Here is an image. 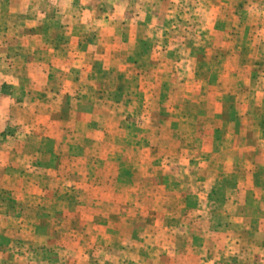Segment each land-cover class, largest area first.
<instances>
[{"label": "rangeland", "instance_id": "rangeland-1", "mask_svg": "<svg viewBox=\"0 0 264 264\" xmlns=\"http://www.w3.org/2000/svg\"><path fill=\"white\" fill-rule=\"evenodd\" d=\"M11 1L0 264H264V0Z\"/></svg>", "mask_w": 264, "mask_h": 264}, {"label": "crops", "instance_id": "crops-1", "mask_svg": "<svg viewBox=\"0 0 264 264\" xmlns=\"http://www.w3.org/2000/svg\"><path fill=\"white\" fill-rule=\"evenodd\" d=\"M11 4H12L11 0H0V84L1 83L3 84L4 82L3 80H8L7 77L4 76V73L8 69V63L4 62V60L7 59V54H8L7 47H6V38H7L8 30L10 29L9 26L13 27L14 23L15 25L18 24L16 21L17 18H20L19 22L21 23L22 22L21 17H23V13H24L22 8L16 9L14 6L15 4L13 6ZM27 10H28V6L25 7V12H27ZM15 14H18V16H16ZM14 15H15V18H13ZM18 28H21L19 24H18ZM9 79L13 80V82L19 80L17 77L15 78L10 77ZM9 192L12 195L11 191Z\"/></svg>", "mask_w": 264, "mask_h": 264}]
</instances>
